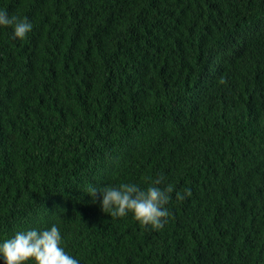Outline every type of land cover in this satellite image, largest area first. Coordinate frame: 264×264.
Segmentation results:
<instances>
[{"label": "trees", "instance_id": "obj_1", "mask_svg": "<svg viewBox=\"0 0 264 264\" xmlns=\"http://www.w3.org/2000/svg\"><path fill=\"white\" fill-rule=\"evenodd\" d=\"M0 264H264V0H0Z\"/></svg>", "mask_w": 264, "mask_h": 264}]
</instances>
